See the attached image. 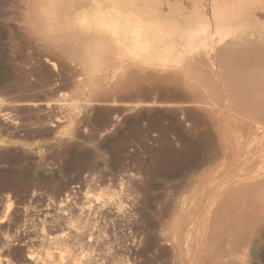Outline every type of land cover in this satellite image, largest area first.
<instances>
[{
  "label": "rangeland",
  "instance_id": "rangeland-1",
  "mask_svg": "<svg viewBox=\"0 0 264 264\" xmlns=\"http://www.w3.org/2000/svg\"><path fill=\"white\" fill-rule=\"evenodd\" d=\"M38 12L0 0V261L210 264L226 219L214 214L184 259L186 231L169 222L207 190L215 201L218 169L264 209V4L71 0L45 17L52 42L30 22ZM143 62L127 86L110 82ZM69 191L84 205L138 195L133 222L77 214L91 228L79 242L65 219L35 217ZM5 236L19 254L2 251ZM74 245L76 261L63 253ZM252 262L264 264V247Z\"/></svg>",
  "mask_w": 264,
  "mask_h": 264
},
{
  "label": "bare ground",
  "instance_id": "bare-ground-1",
  "mask_svg": "<svg viewBox=\"0 0 264 264\" xmlns=\"http://www.w3.org/2000/svg\"><path fill=\"white\" fill-rule=\"evenodd\" d=\"M34 1L38 5L39 12L35 18H33V14L30 15V22L35 28L42 31L47 39L52 42L55 37L51 30L53 26L51 25V27L48 28L45 25L48 23V13L51 9L63 7L71 0ZM255 3L258 5L264 4V0H255ZM81 8L83 9L82 4L80 6V9ZM146 66V62H143V64L135 68L128 65L123 72L112 77L110 82L115 87L127 86L132 80L140 76L143 67ZM85 69L86 71H91V66L86 65ZM142 117L144 116H141V119ZM137 121L138 127H140L139 121L141 120ZM183 153L184 152L179 151L177 153L178 157L182 159L180 156L184 155ZM185 156L186 155H184V157ZM178 163L180 164V162ZM182 166V164L179 165L180 168ZM198 168L199 167L196 169ZM220 172L221 170L219 169L211 172L210 179H213L209 180L208 188L211 189V191H215V201H210V194H208L209 190H207V193L197 200L196 206L191 208L188 214H185V211L182 210L180 213L178 212L179 215L175 220L172 219L169 222V225L178 224L183 231H186L185 238L184 240L182 239L183 243L179 246L177 256L184 259L185 255L196 253L201 242L199 240L209 225L212 216L214 214H219L226 219L228 227L227 231L220 239V246L219 248L217 247L218 250L213 255L214 258L211 260L210 264H254L252 259L257 257L262 247H264V209L260 203L262 195L260 193L242 194L240 191V175L236 173L229 175L227 172H225V174ZM230 189L235 191L232 196H228L227 194V191ZM75 195V191L67 192L65 197H61L58 201H54V203L52 202L53 206L48 204L46 207L40 209V212H37L35 217L38 216V220L42 221L45 225L47 223L51 224L52 221H58L59 219L55 218V216L63 218V220L65 219L71 225L68 227V238L80 240L79 242L82 240L85 241L88 234H90L91 228L85 229L82 225H78L75 219L77 214L89 218L93 217V219L111 217L114 219H127L128 222H133L129 217V213L131 210L135 209V205L139 200L138 195H132L129 196L130 198L127 197L126 201L119 200L117 202L110 199L98 198L95 202L84 205L78 201ZM56 212L58 216L52 214ZM59 222L60 221H58V223ZM1 242L3 252L10 253L14 251L18 254L20 253L17 249H13L9 236L3 237ZM53 243L57 246L59 245V241L57 240H53ZM246 250L249 252V258L246 255ZM63 253H67L66 255H69L74 261H76L78 256L75 245L68 246ZM22 258H25L29 262L32 260L31 256H23ZM7 259L6 261L4 260V262L2 259L0 264H13L12 261ZM87 259L91 260L92 257L87 255Z\"/></svg>",
  "mask_w": 264,
  "mask_h": 264
}]
</instances>
